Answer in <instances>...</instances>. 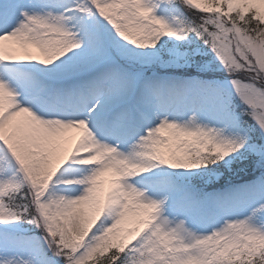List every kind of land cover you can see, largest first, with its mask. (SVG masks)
Masks as SVG:
<instances>
[{"label": "snow or ice", "instance_id": "obj_1", "mask_svg": "<svg viewBox=\"0 0 264 264\" xmlns=\"http://www.w3.org/2000/svg\"><path fill=\"white\" fill-rule=\"evenodd\" d=\"M0 264H264V0H0Z\"/></svg>", "mask_w": 264, "mask_h": 264}, {"label": "rangeland", "instance_id": "obj_2", "mask_svg": "<svg viewBox=\"0 0 264 264\" xmlns=\"http://www.w3.org/2000/svg\"><path fill=\"white\" fill-rule=\"evenodd\" d=\"M158 14L165 15L171 19L173 16L177 15L176 6L175 5H168L166 7H163L162 10H158ZM193 47H195V46H193ZM162 55L166 56L167 52L162 53ZM208 58L209 57H202L200 55L196 56V59L198 61L201 59H208ZM175 71L178 75L183 73V70H175ZM153 73H157L159 75H164V70L161 69L159 66H152V67H149L146 69V75L152 76ZM210 78H214V79H218V80L226 79L227 73L226 72H216V73L210 74ZM234 107H235L236 112H240L242 107H243V105H241V102L238 98H234ZM247 178H248L247 176L241 174L238 177H236V180H237V182H241L242 180L247 179ZM30 227L31 226H29V225H24L25 229H28ZM35 234L39 235L38 230L35 232Z\"/></svg>", "mask_w": 264, "mask_h": 264}, {"label": "trees", "instance_id": "obj_3", "mask_svg": "<svg viewBox=\"0 0 264 264\" xmlns=\"http://www.w3.org/2000/svg\"><path fill=\"white\" fill-rule=\"evenodd\" d=\"M194 18H195V16H194Z\"/></svg>", "mask_w": 264, "mask_h": 264}, {"label": "bare ground", "instance_id": "obj_4", "mask_svg": "<svg viewBox=\"0 0 264 264\" xmlns=\"http://www.w3.org/2000/svg\"><path fill=\"white\" fill-rule=\"evenodd\" d=\"M35 51V50H34Z\"/></svg>", "mask_w": 264, "mask_h": 264}]
</instances>
